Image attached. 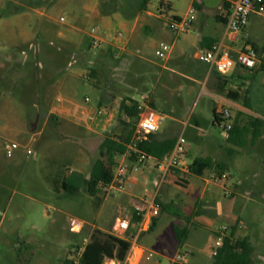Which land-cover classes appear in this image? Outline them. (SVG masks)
<instances>
[{"label":"rangeland","instance_id":"374dc122","mask_svg":"<svg viewBox=\"0 0 264 264\" xmlns=\"http://www.w3.org/2000/svg\"><path fill=\"white\" fill-rule=\"evenodd\" d=\"M198 1L204 3L210 20L220 23L214 15L224 1ZM141 3L115 0L113 12L106 7L108 0H0V264H64L86 237L70 231V219L111 230L116 217L131 212L129 194L156 195L160 205L154 231L140 240L155 257L144 258L141 264H171L179 255L186 264H214L218 232L225 227L230 234L233 226L237 239L251 241L254 264H264V72L258 65L245 78L234 77L230 90L237 96L213 92L206 64L195 58V50L185 57L177 52L168 59L156 55L162 45L172 46L176 37L168 19H185L191 9L193 24L201 19L195 0H148L144 9ZM162 13L168 19H162ZM117 22H141L139 30L149 41L140 52L129 49L132 55L125 68L124 60L100 56L104 45L92 47L90 30L105 31L107 23L127 39L130 28H120ZM144 22H152L158 30L146 32ZM244 30L242 41L251 39L264 62V17H251ZM107 92L111 96L100 105L105 113L99 115L98 102ZM144 95L156 112L167 116L160 133L185 138L189 162L211 157L225 170L207 171L204 177L172 171L174 182L166 178L159 186L158 161H132L129 151L125 159L116 158L117 165L125 161L129 169L126 193L104 190L91 196L84 180L101 158L105 137L115 138L124 131L123 101L142 102ZM223 97L239 99L248 112L239 113L234 121L237 109L221 103ZM65 99L75 110L93 106L98 118L112 114L113 127L87 141L78 138L90 133L49 113L53 104ZM218 109L231 114L221 126L215 123ZM236 122L237 131L229 139L225 127ZM249 123L259 128L261 136L255 141ZM131 125L124 135L134 122ZM245 127L251 129L248 135ZM11 143L20 148L8 157L6 147ZM223 173L227 178L206 182L212 174ZM56 179H75L80 189L75 194L55 192ZM202 197L204 202L198 201ZM207 203L221 204L222 214L215 208L207 211ZM198 215L212 225L198 223ZM179 231L187 232L185 240H179Z\"/></svg>","mask_w":264,"mask_h":264},{"label":"built area","instance_id":"2783aa9c","mask_svg":"<svg viewBox=\"0 0 264 264\" xmlns=\"http://www.w3.org/2000/svg\"><path fill=\"white\" fill-rule=\"evenodd\" d=\"M194 10L189 11V15L185 19H168L164 13L160 15L162 19H168L169 29L176 35L186 34L193 27L195 17L193 15ZM253 15L264 17V0H236L233 3L232 8L226 14L225 20L227 29L229 32L237 34L241 33L249 23L250 18ZM61 22L65 21V17L60 18ZM90 35L93 38L92 47L100 49L105 44V31L100 28L93 27L90 30ZM124 34L121 31L116 32V38H123ZM126 48H119L116 51V57L123 54ZM172 52V46L162 45L156 52V55L161 59H168ZM200 62L209 65L215 69L221 75L229 74L235 67H242L244 69L253 70L258 65V54L256 49L248 44L242 51H240L236 57L232 56L229 49L225 48L222 43H214L210 49L206 50L198 56ZM88 100V99H87ZM128 105L134 104L129 102ZM138 118L136 123V129L133 136V144L129 146V151L137 154L138 161L143 163L150 159L146 153L137 149V144L144 140H147L150 135H156L161 131L163 123L166 121L167 116L156 112L149 104L148 97L144 98V101L138 102L137 106ZM103 110L99 111V115H103ZM220 118L226 120L231 117L229 110H218ZM221 126V125H220ZM233 124H228L225 127L227 136L231 131ZM186 140L183 136H180L175 144L173 151L166 156L163 160L158 161V169L162 172L161 178H166L173 170H183L187 173L190 172L189 167L185 162L186 155ZM20 146L17 143H11L7 145L8 157H13ZM28 155L32 154L31 150H27ZM129 153V152H128ZM127 153V154H128ZM127 154L123 156L125 159ZM129 169L125 164V161H121L116 168L113 180L109 185L108 194L113 193H126V187L128 184ZM227 178L225 174L219 179L213 175L209 182H216ZM160 214V205L157 202L156 195H145L142 198H133L132 208L129 214H120L116 217L109 234L118 238H129L131 242V248L127 254L126 259L121 262L117 259H105L102 264H140L144 258L153 259L155 254L145 248H142L138 244L140 236L150 232L153 225V221ZM136 221L134 222V220ZM70 231L72 233L86 236L82 243L73 247L70 252L69 261L72 264H82V259L85 254L86 247L91 241V235L95 228H89V226L77 218H71L69 221ZM135 230V233L133 232ZM228 235V229L222 228L218 232V239L215 246L212 249V256L214 262L218 261L222 257L224 250V241ZM179 263L184 264L182 256H178L172 264Z\"/></svg>","mask_w":264,"mask_h":264},{"label":"crops","instance_id":"0c3cea01","mask_svg":"<svg viewBox=\"0 0 264 264\" xmlns=\"http://www.w3.org/2000/svg\"><path fill=\"white\" fill-rule=\"evenodd\" d=\"M223 1H224L223 4L218 8L217 13L214 15L216 21L220 22L217 24V23L212 22L210 20V16L207 15L208 10L205 9L204 3L202 1L195 0V4H197L199 12H201L203 14L201 19H197V22H195V24H193V27L191 28V31L193 33H195L196 35H189V33L176 35V37L173 40V44H172L171 56H172V54L177 52L179 54V56L185 57L187 55V52L190 49H193V50H195V58L198 59V56L200 54H202L203 52H205L206 50L210 49L214 43H222L225 46V48L229 49L230 53L234 57H236L237 54L240 51H242L248 44H250L251 46H253V45L256 46V48H257L256 51L260 50L259 47H257V45L251 41V39L247 40L246 42L242 41L244 38V35L246 34L245 30L242 33H237V34H234V33H231L228 31L225 17H226V14L229 12V10L232 8L233 3L236 0H223ZM148 14L153 16V14H151V13H148ZM253 16H258V15H253ZM156 17L159 18L158 16H156ZM258 17H260V16H258ZM117 23H118L120 28H124L125 30H128L130 28V31H129L130 33L127 36V39H124V37L121 39L116 38V32H118V31L111 28L109 23H107L108 27L105 30V36H104L105 48L102 50V54L100 56H108V57H111V58H114L117 60H124L125 61L124 62L125 63L124 68H125L128 66L126 63L129 59V56L132 55L130 50L135 49V50H137V52H140L141 49L148 46L149 41L144 38L143 33L139 30V25L141 22H134V23L117 22ZM143 28L148 33H152L156 29L158 30V27L155 26L154 24H152V22H144ZM159 34H160L159 35L160 37L163 36L162 33H159ZM165 36H167V34ZM197 37H198V40L195 41V38H197ZM24 43L28 45L30 43V41L24 40ZM119 48H126V51L123 54H120L119 57H116V51ZM66 50H67V48H66ZM263 56H261L262 59L264 58ZM262 63H263V60L260 61L258 58V65H261ZM258 65H257V67H258ZM256 68H254L253 70H255ZM253 70L244 69L242 67H235L229 74L221 75L215 69L211 68L209 65L206 64L205 76L208 79L210 89L213 92L225 94V91H226V94H229L230 92H232L230 89L232 88L231 85L234 82V77H238V78L244 77L245 78L247 72H251ZM73 76H76V74H73ZM65 84L66 85L68 84L67 80H66V83L64 81L62 87H65ZM235 94H236L235 96H237L236 92H235ZM109 96H111V93L107 92L103 97H101V99L98 102L99 111L105 110V109H100V105L103 104L104 99L109 97ZM145 97H148V96L144 95V98ZM39 98L45 99V94L43 96L39 95ZM87 99H86V101H89V99L88 100ZM62 100H64V99H62ZM220 101L223 104H227L229 107H233V108L237 109V114L235 115L234 121H237V119L239 117V113H242V112L247 113L248 112L241 105V101L239 99H236V98L235 99H227V98L223 97ZM59 102L60 103H58V104L52 105L49 113L55 115L56 117H58L59 119L65 121V122H69V123L76 125L80 129H85L86 131H88L90 133V135L78 137L80 139L86 140L88 137H91L92 135L100 136L105 131H108L109 129H111V127H113V125H114V116L112 114L106 115L105 117L103 116L102 118H98L95 116L96 112H95V109L93 108V106H85V107L80 108L79 110L78 109L75 110L72 101L65 99L64 103H63V101H59ZM64 136L70 137V135H64ZM179 136H181V135H179ZM179 136L170 137V136L166 135L165 133H160V132L158 134H156V138L159 141H168V140L177 141ZM187 156H188V151L186 150V155H185L184 160L186 162V165L188 167H190V165L192 164V162L194 160L192 162H189ZM173 171H175V172L178 171V172H181L183 174H188L187 172H185L181 169L180 170H173ZM209 172L211 173L212 170ZM189 174H190V172H189ZM223 174H225V173H223ZM213 175L214 174H212V176ZM190 176H193V175L190 174ZM166 178H171L172 181L174 182L175 176H173V175H171V173H169ZM166 178L163 179V178L159 177L158 181H157L158 185L160 186L162 183H164ZM218 178L220 179V177H218ZM221 178H222V176H221ZM206 182L210 183L209 180H206ZM190 186L192 187L191 180H190L189 187ZM133 198H136V197L129 194V199H130L129 202H130L131 207H132ZM198 201L204 202V198L202 197ZM195 202H197V201H195ZM205 208L207 209V211H210L212 208H215L216 214H222V212H223V208H222L221 204H213V203L208 204L207 203L205 205ZM200 215H202V214H200ZM196 217H197V219H195V220L198 223L203 224L206 222L209 225H212V222L210 220H207L205 218V216L199 217V215H198ZM156 219L158 221V218H156ZM233 227L234 228L230 230V234L232 232H234V234H236L237 229L235 228V226H233ZM95 229H99V230L106 232V233L110 232V229H103V228L96 227V226H95ZM133 232L135 233V230H133ZM230 234H228V235H230ZM140 240H141V236L138 240L139 246L146 249V247H144L140 244ZM250 243H251V241H250ZM253 256H254V254H253ZM172 262H171V264H172ZM186 263H187V261L184 262V264H186ZM214 264H215V262H214Z\"/></svg>","mask_w":264,"mask_h":264},{"label":"trees","instance_id":"16d2710c","mask_svg":"<svg viewBox=\"0 0 264 264\" xmlns=\"http://www.w3.org/2000/svg\"><path fill=\"white\" fill-rule=\"evenodd\" d=\"M147 2L148 0H142L141 9L146 7ZM106 7L113 12L117 10L115 0H108ZM175 19L179 20L180 18ZM253 47L257 50L256 46L253 45ZM260 70L264 72V62L260 65ZM229 95L235 96L236 94L235 92H230ZM129 102L134 105H128ZM137 106V101L130 99H125L123 101L121 105L122 118L120 121L124 126V131L121 135L115 136V138L109 136L105 137L100 145L101 158L95 163L90 177L84 180L88 188V193L93 197L104 190L107 191L114 177V167H117L116 158L127 154L129 152V146L133 144V134L138 118ZM214 114L215 123L221 125L224 119L220 118L218 110H215ZM133 122L134 127L131 132L128 135H124L126 129L132 127L131 123ZM237 123L238 122L233 125L229 132V139H232L233 134L237 131ZM249 126L253 129V141L260 138L261 134L259 128L254 127L251 123H249ZM244 131L248 135L251 129L245 127ZM175 144V140L159 141L156 135H150L147 140L137 144V149L146 153L149 157L161 161L173 151ZM129 158L132 161L138 159L137 154L133 152ZM189 169L191 175L204 177L207 171L225 170V166L211 157H199L192 162ZM62 189L68 194H75L80 188L79 183L75 179H56L54 181L55 192H59ZM135 221L136 219L134 222ZM156 224L157 219L153 221L150 232L154 231ZM177 236L179 240L183 241L187 238V232L179 231L177 232ZM90 237L91 241L86 247L82 264H102L107 258L117 259L123 262L131 248V242L129 240L131 236H128L129 238H118L99 229H95ZM224 244L222 257L216 261L215 264H254V249L248 238L237 239L234 232H232L230 235L226 236ZM64 264L72 263L69 259H66Z\"/></svg>","mask_w":264,"mask_h":264},{"label":"water","instance_id":"95a60500","mask_svg":"<svg viewBox=\"0 0 264 264\" xmlns=\"http://www.w3.org/2000/svg\"><path fill=\"white\" fill-rule=\"evenodd\" d=\"M87 141V140H86ZM85 143V142H84Z\"/></svg>","mask_w":264,"mask_h":264}]
</instances>
